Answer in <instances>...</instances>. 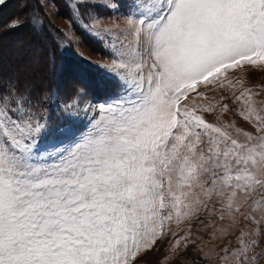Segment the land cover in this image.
Masks as SVG:
<instances>
[{
    "label": "snow or ice",
    "instance_id": "obj_1",
    "mask_svg": "<svg viewBox=\"0 0 264 264\" xmlns=\"http://www.w3.org/2000/svg\"><path fill=\"white\" fill-rule=\"evenodd\" d=\"M70 23L106 54L75 53L71 94L0 74V264H138L169 235L178 264H264V86L229 75L264 69V0H77ZM205 220L236 243L173 229Z\"/></svg>",
    "mask_w": 264,
    "mask_h": 264
},
{
    "label": "rangeland",
    "instance_id": "obj_2",
    "mask_svg": "<svg viewBox=\"0 0 264 264\" xmlns=\"http://www.w3.org/2000/svg\"><path fill=\"white\" fill-rule=\"evenodd\" d=\"M17 1L5 0L3 4H0V7L5 3L9 4L0 13V74L5 77L14 75L22 83L37 90L52 89L55 91L59 89L60 98H65L71 94L74 87L79 86L74 79V70L79 63V58L75 56V53L79 52L94 61H103L106 59V54L102 45L88 32L70 23L73 10L77 7V0H27L28 8L25 10L26 13L24 11L25 14L21 12V4L19 5ZM104 2L113 3L116 0H104ZM119 2L125 6L127 4V0H119ZM121 10L123 11V9ZM97 11L103 17L113 15L109 8L101 7ZM20 12L21 14H19ZM11 13L15 16L12 17ZM19 15H24V18ZM14 19L25 23L20 27H10V22ZM32 20H36L37 23L33 25L30 22ZM40 22L43 23V28L40 27ZM103 23L108 24L110 20L105 19ZM229 75L234 79L244 78L247 86L254 87L256 91H259V88H255V86H264V69H246L243 73L234 70ZM205 115L206 119L215 122L219 111ZM221 119L228 122L235 121L237 127L246 131H254L247 122L231 112L225 113ZM51 122L54 126H63L55 109L51 113ZM228 223L227 220L223 222L205 220L203 223L191 221L182 224L178 230L175 229V226L173 229L177 231L178 236H183L191 226L194 237L203 235L207 248L213 245L220 247L227 244L228 241L235 244V237L239 229L232 235L211 240L207 235H204V232L211 233L214 228L218 229L221 224L226 226ZM205 225L212 226L205 229ZM173 239L169 235L167 240L158 241L152 250L142 255L138 264H178L177 257L170 250L169 241ZM197 244H200L199 240ZM190 251L191 255L185 254L179 257L180 264H202V253H199L195 248ZM203 264H216V261L208 260Z\"/></svg>",
    "mask_w": 264,
    "mask_h": 264
},
{
    "label": "trees",
    "instance_id": "obj_3",
    "mask_svg": "<svg viewBox=\"0 0 264 264\" xmlns=\"http://www.w3.org/2000/svg\"><path fill=\"white\" fill-rule=\"evenodd\" d=\"M17 3H18L19 5L21 4V7H22V11H21V12L24 13V11L28 8V6H27V3H28L27 0H18ZM8 6H9V4H6V3H5L4 5H2V6L0 7V13H2V12L4 11V9L7 8ZM36 6L38 7V5H36ZM21 12H20L19 14H21ZM25 13H26V11H25ZM25 13H24V14H25ZM10 15H12V17L15 16V15L12 14V13H11ZM10 15H9V16H10ZM20 16H22V15H19V17H20ZM22 18H24V15L22 16ZM21 26H22V25H21ZM19 27H20V26H19ZM35 28H36V26H35ZM38 32H39V31H38ZM40 35H41V34H40ZM30 38H31V37H30ZM48 39H49V38H48ZM49 40H50V39H49ZM43 43H44V41H43ZM50 44H52L51 41H50Z\"/></svg>",
    "mask_w": 264,
    "mask_h": 264
}]
</instances>
